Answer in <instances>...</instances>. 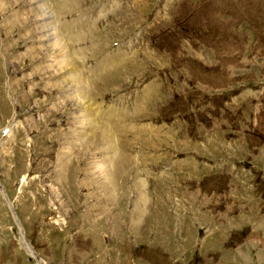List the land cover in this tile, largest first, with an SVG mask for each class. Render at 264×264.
<instances>
[{"label":"rangeland","instance_id":"rangeland-1","mask_svg":"<svg viewBox=\"0 0 264 264\" xmlns=\"http://www.w3.org/2000/svg\"><path fill=\"white\" fill-rule=\"evenodd\" d=\"M82 261L264 264V0H0V264Z\"/></svg>","mask_w":264,"mask_h":264},{"label":"bare ground","instance_id":"bare-ground-1","mask_svg":"<svg viewBox=\"0 0 264 264\" xmlns=\"http://www.w3.org/2000/svg\"><path fill=\"white\" fill-rule=\"evenodd\" d=\"M63 4H64V3H63ZM63 4H62V5H63ZM55 8H56V7H55ZM60 8H61V6H60ZM60 8H58V10H61V11H62L63 9H62V8L60 9ZM64 10H65V8H64ZM56 12H57V10H56ZM39 14H41V10H39ZM42 14H43V13H42ZM57 14H58V13H57ZM47 26H48V25H47ZM47 26H46V25H43V26H42V30H43V31L46 30V29H47V28H46ZM46 31H47V30H46ZM76 33H77V32H76ZM77 34L80 35V33H77ZM73 36H74V35H73ZM77 36H78V35H77ZM77 36L75 35V37H77ZM80 37H82V35H81ZM76 39H78V37H77ZM80 39H81V38H80ZM80 39H79V40H80ZM61 41H63V40H62V39H59V43H62ZM77 42H78V40H77ZM80 42H81V40H80ZM81 43H82V42H81ZM81 43H80V44H81ZM59 45H60V44H59ZM63 45H64V47H65V44H62V47H63ZM60 47H61V46H60ZM67 47H68V45H67Z\"/></svg>","mask_w":264,"mask_h":264},{"label":"flooded vegetation","instance_id":"flooded-vegetation-1","mask_svg":"<svg viewBox=\"0 0 264 264\" xmlns=\"http://www.w3.org/2000/svg\"><path fill=\"white\" fill-rule=\"evenodd\" d=\"M87 261V260H86ZM86 261H82V262H80V263H82V264H86Z\"/></svg>","mask_w":264,"mask_h":264}]
</instances>
